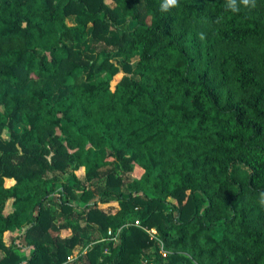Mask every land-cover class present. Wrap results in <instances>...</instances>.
<instances>
[{
	"label": "trees",
	"instance_id": "trees-1",
	"mask_svg": "<svg viewBox=\"0 0 264 264\" xmlns=\"http://www.w3.org/2000/svg\"><path fill=\"white\" fill-rule=\"evenodd\" d=\"M108 1L0 0V264H264V0Z\"/></svg>",
	"mask_w": 264,
	"mask_h": 264
},
{
	"label": "rangeland",
	"instance_id": "rangeland-1",
	"mask_svg": "<svg viewBox=\"0 0 264 264\" xmlns=\"http://www.w3.org/2000/svg\"><path fill=\"white\" fill-rule=\"evenodd\" d=\"M108 4L115 10H119V5H118V2H113L111 0L108 1ZM122 25H128L129 27H134L135 26V23L134 22H130V21H122L121 22ZM115 38L116 36L115 35H112L109 31H106V33L103 35V38L101 40H98L97 43L94 42V40L92 38H90L85 44H83V46L81 47V51L83 52V55L86 57V58H90V53H89V50L91 47L95 46L97 49H100V50H103V51H106L107 53L111 54L112 56V60L117 63L120 68H121V71L122 73H124L125 75L129 76L130 73H131V68L128 67V66H124L120 63V60L116 57V56H113L112 55V52H111V44L115 41ZM54 86V89L56 92H59L61 91L63 88L58 86L57 84H53ZM14 133L19 135L20 133V128L18 126H15L14 128ZM114 159V158H112ZM139 168V167H138ZM136 166L134 167V172L133 174H129L128 177L129 179H133V178H137L139 175L137 174L136 170L138 169ZM78 176L80 179L84 180L85 178V173H84V170H81L79 173H78ZM14 182L12 181H8L6 183L7 187L13 185ZM115 206V203H112V204H109V205H101V208L106 211V212H111L112 208ZM21 231H13V232H10V233H6L5 235V238H4V242L6 245H10L11 242L13 241V239L17 238L18 236L21 235ZM70 233L69 232H64L63 235L64 236H68ZM94 237H100L99 233L97 232V228L95 229V232L93 234ZM100 241H104V240H100ZM107 243H113V245L117 244L118 243V240L117 241H109ZM103 253L101 255V258L99 260L100 264H107V260H108V254H109V244L106 248H104L103 250ZM30 253V251L28 252ZM5 255V252H3L2 250H0V259L3 258V256ZM164 255V258H166V254H163ZM73 257L70 258V260L72 259ZM145 261L148 263V264H157V263H154L152 262L148 257H145Z\"/></svg>",
	"mask_w": 264,
	"mask_h": 264
},
{
	"label": "clouds",
	"instance_id": "clouds-1",
	"mask_svg": "<svg viewBox=\"0 0 264 264\" xmlns=\"http://www.w3.org/2000/svg\"><path fill=\"white\" fill-rule=\"evenodd\" d=\"M240 2L245 5H252L255 6V0H240ZM178 5V0H165L164 4L161 6L162 10L167 11L170 7H175ZM227 6L229 9H231V11L236 12L238 11V7H237V0H227ZM201 39H203V35L201 34L200 36ZM262 196V205H264V193L261 194Z\"/></svg>",
	"mask_w": 264,
	"mask_h": 264
},
{
	"label": "built area",
	"instance_id": "built-area-1",
	"mask_svg": "<svg viewBox=\"0 0 264 264\" xmlns=\"http://www.w3.org/2000/svg\"><path fill=\"white\" fill-rule=\"evenodd\" d=\"M135 226H141V223H140V221L139 220H136L135 221V224H134ZM145 230L150 234V235H152V237H156V235H157V232H156V230L155 229H147V228H145ZM119 233H120V231H118L116 234H114L112 231H109V233H108V240H110V241H117L118 240V235H119Z\"/></svg>",
	"mask_w": 264,
	"mask_h": 264
},
{
	"label": "crops",
	"instance_id": "crops-1",
	"mask_svg": "<svg viewBox=\"0 0 264 264\" xmlns=\"http://www.w3.org/2000/svg\"><path fill=\"white\" fill-rule=\"evenodd\" d=\"M13 182V181H12Z\"/></svg>",
	"mask_w": 264,
	"mask_h": 264
}]
</instances>
